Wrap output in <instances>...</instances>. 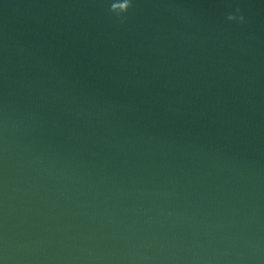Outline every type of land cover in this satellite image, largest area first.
<instances>
[{
	"label": "water",
	"instance_id": "water-1",
	"mask_svg": "<svg viewBox=\"0 0 264 264\" xmlns=\"http://www.w3.org/2000/svg\"><path fill=\"white\" fill-rule=\"evenodd\" d=\"M0 264H264V0H0Z\"/></svg>",
	"mask_w": 264,
	"mask_h": 264
},
{
	"label": "clouds",
	"instance_id": "clouds-1",
	"mask_svg": "<svg viewBox=\"0 0 264 264\" xmlns=\"http://www.w3.org/2000/svg\"><path fill=\"white\" fill-rule=\"evenodd\" d=\"M126 12H127V11H126ZM228 19H229L230 21H235V20L239 19V22H240V23H243V22H244V18H243L242 16H239V17H236V16H229Z\"/></svg>",
	"mask_w": 264,
	"mask_h": 264
}]
</instances>
